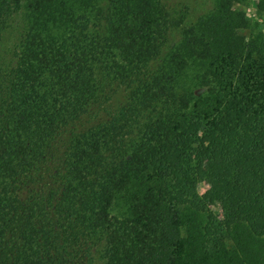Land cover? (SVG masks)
<instances>
[{"label": "trees", "instance_id": "1", "mask_svg": "<svg viewBox=\"0 0 264 264\" xmlns=\"http://www.w3.org/2000/svg\"><path fill=\"white\" fill-rule=\"evenodd\" d=\"M239 1L0 0V264H264Z\"/></svg>", "mask_w": 264, "mask_h": 264}, {"label": "rangeland", "instance_id": "2", "mask_svg": "<svg viewBox=\"0 0 264 264\" xmlns=\"http://www.w3.org/2000/svg\"><path fill=\"white\" fill-rule=\"evenodd\" d=\"M188 3H190V6L192 7L194 5L201 6L203 3V0L200 2V0H186ZM196 7V9H197ZM236 7L243 10L246 14V17L250 20L251 23L257 24L259 23L263 29L264 32V12H261L258 10L257 5H256V0H240L239 2H236ZM12 42V39H6L5 45H10ZM207 188V185L205 183L200 184L199 189L201 192H204Z\"/></svg>", "mask_w": 264, "mask_h": 264}]
</instances>
